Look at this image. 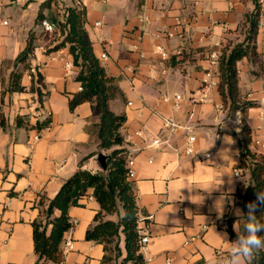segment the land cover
Instances as JSON below:
<instances>
[{"label":"crops","instance_id":"0c3cea01","mask_svg":"<svg viewBox=\"0 0 264 264\" xmlns=\"http://www.w3.org/2000/svg\"><path fill=\"white\" fill-rule=\"evenodd\" d=\"M259 2L264 22V0ZM45 3L43 20L54 24L53 33L36 22ZM75 5L86 10L94 53L121 92L109 106L126 116L120 132L134 162L132 180L144 220L140 227L150 225L151 240L141 250L146 263L209 264L211 258L225 256L233 240L227 217L234 219L233 230L234 224L240 227L244 210L237 194L252 183L248 169L235 176L244 114L224 107L217 86L206 89L203 103L193 104L191 98L200 95L205 73L212 68L210 55L220 54L228 41L244 39L242 22L254 11L253 0H0V113L5 119V126L0 125V264L36 263L32 223L40 215L41 196L54 198L80 166L103 174L108 170L109 151L89 132L98 122L92 104L73 110L69 106L82 90L76 80L79 70L68 47L53 50L63 39L60 23L66 10ZM178 18L183 20L179 27ZM173 29L175 35L169 37L166 32ZM32 33L36 48L30 69L23 70L21 64L15 67V60ZM256 44L258 59L238 62L241 97L253 103L245 114L253 138L264 130L259 103L264 99V24ZM66 62L72 66L67 68ZM15 69L23 70V93L6 91ZM31 70L42 74L48 92L41 111L28 92ZM174 93L183 96L180 109L161 100ZM17 116H26L30 125L50 116L51 124L39 132L18 126ZM162 116L176 118L190 131L171 134ZM186 135L195 136L191 156L181 154ZM155 138L168 143L152 147ZM80 203L69 210L74 226L60 245L64 264H100L103 246L85 238L100 205L92 190ZM68 240L71 249L65 245Z\"/></svg>","mask_w":264,"mask_h":264},{"label":"trees","instance_id":"16d2710c","mask_svg":"<svg viewBox=\"0 0 264 264\" xmlns=\"http://www.w3.org/2000/svg\"><path fill=\"white\" fill-rule=\"evenodd\" d=\"M255 8L245 16L242 28L245 37L242 41L233 43L228 41L222 48L218 58L217 91L222 104L231 113L241 111L242 130L239 138L240 164L242 170L248 169L252 183L243 194H237V204L244 213L245 205L255 199V193L264 189V154L251 150L252 134L245 114L253 103L242 99L239 89L238 62L242 59L256 60L259 57L256 38L259 23L262 21V6L259 0H253ZM47 4H42L36 19L41 23L44 19L43 10ZM86 10L79 6H71L66 10L64 22L60 23L63 39L53 50L68 47L73 58V64L78 68L76 80L81 83L82 90L75 93L69 101L70 109L84 102H90L98 117V122L89 128L94 134L100 148L108 150L106 159L107 173L91 172L80 168L60 187L56 196L48 199L41 196L38 202L39 217L33 221L34 250L37 256L35 264H64L65 254L60 245L64 235L73 226L69 210L72 207H81L80 200L92 190V196L100 205L94 216L93 226L87 230L85 238L103 246L104 255L100 264H147L141 252L139 207L133 180L129 179L127 168L128 150L124 147V138L121 128L126 122V116L115 114L109 102L121 95L115 78L110 77L100 60L96 57L93 44L85 28ZM35 36L30 34L26 47L15 60V67L23 65V70L30 69L29 58L33 54ZM172 57V64H176ZM23 70L15 69L10 76V83L6 91L23 93L26 86L22 84ZM35 100L36 111L44 107V100L48 94L40 72L31 73L29 91ZM18 126L32 127L41 132L49 128L51 117L43 121L29 124L26 116H17ZM0 125L5 126L4 116L0 113ZM120 209L123 213L120 215ZM261 211L256 215L260 217ZM108 215H120L117 220L107 219ZM240 226L245 222L244 216L240 219ZM230 224L228 229L231 239L236 233L231 224L233 218L227 217ZM264 235V233H260ZM253 264H264V252H261Z\"/></svg>","mask_w":264,"mask_h":264},{"label":"built area","instance_id":"2783aa9c","mask_svg":"<svg viewBox=\"0 0 264 264\" xmlns=\"http://www.w3.org/2000/svg\"><path fill=\"white\" fill-rule=\"evenodd\" d=\"M182 22H183V20L178 18L177 19V26L179 27L182 24ZM4 24L6 25V24H8V22L5 21ZM263 24H264V22L261 21L259 23V26H263ZM40 25L43 28L44 32L53 33L56 30V27L54 26V24L50 23L48 20H42ZM175 31H176L175 29L168 30L166 33L169 37H172L175 35ZM158 37H160V35H158ZM218 58H219V54H217V53H212L210 55L209 60H210V64H211L212 68L213 67L217 68ZM71 66H72V64L70 62H66L67 68H70ZM212 68L209 69L205 73V77L202 80V89L200 91V95L198 97L192 96L191 103L200 104V103L205 102L208 98V95L206 93V89L217 86V84H218V69L213 70ZM31 71L34 73V70H31ZM263 90H264V86H263ZM161 100L164 103H171L176 109H180L181 103L183 101V96L180 93H174L171 96L162 97ZM32 103L35 104L34 98H32ZM259 103L263 107L262 118H264V99H261ZM162 122H163V126L165 127V129H167L171 134H176L181 130H185L187 132L190 131V127H188L186 124H183L182 122H180L179 120H177L176 118H173V117L162 116ZM194 141H195V136L186 135V142L184 144L183 152L181 153L182 155L191 156L193 154L192 143ZM166 143H168V140H162L161 138H155L152 141L151 146L152 147L153 146L159 147L160 145L166 144ZM251 146H253L255 148L256 152L264 154V130H263L261 135H258L254 138L252 137ZM176 150L179 151V149H176ZM133 163L134 162L131 159L130 152H129L128 160H127V168L129 169L128 177L131 180L135 176L134 170H132V168H130L133 165ZM241 170L242 169H237L235 171L236 177L241 176ZM143 221H144L143 219L139 218V223H142ZM206 229H207V227L204 226L203 230H206ZM150 240H151L150 225L146 223L140 229L139 244H140L141 250L149 244ZM65 245L69 249L72 248V242L70 240H68ZM171 263L172 262L170 260H167L165 264H171Z\"/></svg>","mask_w":264,"mask_h":264},{"label":"clouds","instance_id":"9594fccd","mask_svg":"<svg viewBox=\"0 0 264 264\" xmlns=\"http://www.w3.org/2000/svg\"><path fill=\"white\" fill-rule=\"evenodd\" d=\"M246 213H242L245 222L236 227L233 225L236 238L230 241V248L223 257L210 259L209 264H253L261 252H264V211L260 217L258 210H264V189L255 193V199L245 205ZM224 238L227 239L225 235Z\"/></svg>","mask_w":264,"mask_h":264},{"label":"rangeland","instance_id":"374dc122","mask_svg":"<svg viewBox=\"0 0 264 264\" xmlns=\"http://www.w3.org/2000/svg\"><path fill=\"white\" fill-rule=\"evenodd\" d=\"M44 35H45L44 39H49V36L47 34H44ZM21 66L23 67V65H21ZM31 73H33V72L31 71ZM121 210L122 209H120V215H122V213H123V211H121ZM120 215H113L114 216L113 218L117 220Z\"/></svg>","mask_w":264,"mask_h":264},{"label":"water","instance_id":"95a60500","mask_svg":"<svg viewBox=\"0 0 264 264\" xmlns=\"http://www.w3.org/2000/svg\"><path fill=\"white\" fill-rule=\"evenodd\" d=\"M107 159V158H106Z\"/></svg>","mask_w":264,"mask_h":264}]
</instances>
